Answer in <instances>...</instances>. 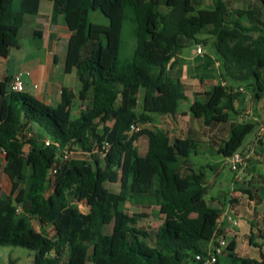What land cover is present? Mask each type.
I'll return each mask as SVG.
<instances>
[{
    "label": "trees",
    "instance_id": "16d2710c",
    "mask_svg": "<svg viewBox=\"0 0 264 264\" xmlns=\"http://www.w3.org/2000/svg\"><path fill=\"white\" fill-rule=\"evenodd\" d=\"M44 1L54 3V18L62 16L73 32L65 71L75 73L80 89L64 88L56 106L26 92L1 97L0 150L13 190L0 193V246L34 252L33 264H202L196 257L222 236L219 224L231 201L221 207L207 201L206 173L189 161L200 142L172 138L153 125V116H176L187 98L182 83L168 75L173 59L200 43L211 46L220 83L190 112L206 127L230 126L211 153L226 160L245 152L257 122H229L239 114L243 91L254 103L264 97V0L246 8L212 0L208 9L199 8L202 0H0V58L19 47L25 16L37 15ZM97 13L108 24L92 22ZM125 37L134 43L129 57L121 55ZM76 99L81 105L73 115ZM135 123L150 127L130 134ZM142 137L144 153L137 145ZM36 221L53 235L38 231ZM232 258L233 264H264V254Z\"/></svg>",
    "mask_w": 264,
    "mask_h": 264
},
{
    "label": "crops",
    "instance_id": "0c3cea01",
    "mask_svg": "<svg viewBox=\"0 0 264 264\" xmlns=\"http://www.w3.org/2000/svg\"><path fill=\"white\" fill-rule=\"evenodd\" d=\"M225 1L235 6L245 3L250 6L254 2V0ZM212 4V0H202L199 8L208 9ZM38 31L41 32L40 39L36 38ZM72 34L62 16L54 18V3L51 1L42 2L37 15L25 16L18 34L19 47L12 48L8 57L0 58V99L5 91L11 90V82L15 76H21L24 92L48 105L56 106L60 103L64 88L77 93L80 89L77 76L75 73L65 71L66 51ZM64 44L66 45L63 47ZM195 49L196 46L181 50L167 71L170 77L182 83L186 100L182 102L176 116L154 115L153 125L167 131L172 138H191L199 141L201 154L202 151L210 152L213 146L227 139L230 135V126L216 124L211 128L206 127L202 120L194 118L190 112L195 100L205 102L206 93L220 83L219 63L210 46L205 45L203 57H195ZM193 56L195 59L191 60ZM248 103L252 110L247 108ZM255 105L252 95L243 91L238 107L239 114L231 115L229 124L248 123L249 120H253L257 122L255 132L258 133L262 120ZM77 107L76 99L72 111L78 112ZM83 107L84 105L80 108ZM252 111H256V114ZM256 138L245 141L242 150L250 147L254 148L255 152L244 170L245 174L243 173V176L240 174L239 179H235L238 183L233 182V193L229 198L231 201L228 207L229 214L239 224L234 229L226 220L219 224V233L228 238L229 244H234V251L226 252L220 257L221 264H233L232 257L259 260L264 254V146L256 143ZM146 149L147 145L144 151ZM25 153H28V148L25 149ZM5 164V154L0 150V193L11 194L13 183L3 171ZM24 186L21 185L20 189ZM242 190L250 193H243ZM127 207L133 212L141 211V207L137 205L127 204ZM34 224L40 232L51 229L42 227L37 221ZM232 230L233 233L230 234Z\"/></svg>",
    "mask_w": 264,
    "mask_h": 264
},
{
    "label": "rangeland",
    "instance_id": "374dc122",
    "mask_svg": "<svg viewBox=\"0 0 264 264\" xmlns=\"http://www.w3.org/2000/svg\"><path fill=\"white\" fill-rule=\"evenodd\" d=\"M200 7V6H199ZM235 7L239 8H246L245 4L236 5ZM92 22L108 24V21L105 17L100 14H94L91 17ZM211 48V46H210ZM134 50V43L130 42L127 37H125V45L122 48L121 55L122 57H129ZM212 50V48H211ZM15 53V50H13ZM213 51V50H212ZM81 105V102H77ZM78 108V107H77ZM247 108L251 109L250 104L248 103ZM85 109V106L83 107ZM255 109L259 114L260 120H262V124H264V97L261 101H257L255 105ZM138 112H142V100L140 99ZM256 111L254 114H256ZM73 115H77V111L72 112ZM250 122H255L253 120H249ZM257 132H252L248 137L247 140H251L254 137L256 138ZM148 142L147 138H142V141L139 143V150L140 152L144 153V148ZM90 160V159H88ZM190 163L193 164V169L197 172L202 170L206 173L207 181L209 183L208 195L206 197L207 201L215 207H221L223 204L228 203L231 194L233 193V182L238 183L237 177L245 174V171L241 173H236L231 170L229 166L225 164V159L223 156L217 153H210L206 151H202L199 155H192L189 158ZM241 174V175H240ZM215 199V202H212V199ZM80 207L83 211H87L88 207L84 204H80ZM152 227H157L158 222L154 221L151 224ZM112 230V223L108 220L106 225V232L110 233ZM49 235H53L52 230H47ZM243 254V253H242ZM35 258V253L21 247H3L0 246V264H9L10 260H15L16 264H33ZM88 264H93L92 262H88Z\"/></svg>",
    "mask_w": 264,
    "mask_h": 264
},
{
    "label": "built area",
    "instance_id": "2783aa9c",
    "mask_svg": "<svg viewBox=\"0 0 264 264\" xmlns=\"http://www.w3.org/2000/svg\"><path fill=\"white\" fill-rule=\"evenodd\" d=\"M205 55V46L204 44H198L196 45V49H195V57L196 56H201L203 57ZM192 57L191 60H194L195 57ZM11 90L14 92H24V83L23 80L21 78V76H15L12 79L11 82ZM146 127H150V124L148 123H135L131 126L130 129V134H134L137 132H140L143 128ZM259 142H263L264 143V124H261L257 133V138H256V143ZM51 144V142L49 140L46 141V145L49 146ZM110 149V144L106 143L103 146V153H102V157H104L105 153ZM253 148L248 147L245 152L243 153H236L234 156H232L231 158H228L225 160V163L227 166H229L231 168L232 171L236 172V173H241L243 172L247 166H248V161L251 157V155L253 154ZM67 158V156L65 157ZM238 178V177H237ZM19 212V210H18ZM228 221L233 229L235 227L238 226V221L229 214V208L226 209L222 215L221 221ZM233 233V230L230 232V234ZM229 247V241L227 237L224 236H220L218 238H216L210 245V248L208 250V253L206 256L203 255H198L196 257V260L202 264H217L218 262V258L220 256H222L225 251L228 249Z\"/></svg>",
    "mask_w": 264,
    "mask_h": 264
},
{
    "label": "water",
    "instance_id": "95a60500",
    "mask_svg": "<svg viewBox=\"0 0 264 264\" xmlns=\"http://www.w3.org/2000/svg\"><path fill=\"white\" fill-rule=\"evenodd\" d=\"M66 44L63 45V47L65 46Z\"/></svg>",
    "mask_w": 264,
    "mask_h": 264
}]
</instances>
